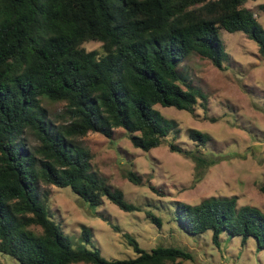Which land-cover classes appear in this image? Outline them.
<instances>
[{
    "label": "trees",
    "instance_id": "trees-1",
    "mask_svg": "<svg viewBox=\"0 0 264 264\" xmlns=\"http://www.w3.org/2000/svg\"><path fill=\"white\" fill-rule=\"evenodd\" d=\"M252 1L0 0L1 255L19 264H182L193 259L173 245L147 251L126 234L135 258L108 260L87 247L92 234L86 228L75 248L51 220L42 183L70 188L92 208L108 200L127 213L145 211L159 227L165 221L155 210L165 212L181 234L211 231L217 247L227 233L244 243L254 238L264 251L259 208L238 207L236 197H213L195 205L178 201L145 209L98 175L80 141L90 132L113 139L123 129L136 149L149 152L172 135L177 139V122L156 106L194 113L208 101L181 70L192 54L225 68L228 55L220 38L225 30L245 34L264 57V27L247 7ZM91 42L100 49L87 50ZM46 100L65 104L63 123L51 118ZM188 138L196 150L171 143V152L189 155L201 169L216 164L202 154L209 134L190 129ZM127 178L143 184L136 172ZM260 190L264 194V184Z\"/></svg>",
    "mask_w": 264,
    "mask_h": 264
},
{
    "label": "rangeland",
    "instance_id": "rangeland-1",
    "mask_svg": "<svg viewBox=\"0 0 264 264\" xmlns=\"http://www.w3.org/2000/svg\"><path fill=\"white\" fill-rule=\"evenodd\" d=\"M247 7L264 27V0L249 2ZM220 38L228 55L225 68L198 54L181 65L184 75L203 90L208 101L200 102L194 113L156 106L167 119L177 122V139L172 135L149 152L136 149L123 129L116 130L113 139L90 132L80 140L92 155L94 170L123 192L128 202L151 209V204L179 201L195 205L213 197H236L238 207L254 206L264 213L260 190L264 184V57L257 44L243 33L221 30ZM85 47L99 50L100 44L91 42ZM44 106L54 122L63 123L64 103L46 100ZM190 129L211 136L202 154L217 160L215 165L201 169L189 155L171 152V143L186 152L196 150L188 138ZM130 171L141 177L142 185L127 178ZM147 181L160 187L166 196L151 190ZM41 191L49 194L47 211L51 220L74 240V247H79L83 230L90 229L92 242L87 247L99 250L108 260L135 258L125 237L129 234L147 251L172 245L185 249L193 259L182 264H264V251L258 250L254 238L244 243L242 237L226 233L217 247L211 231L198 236L181 234L159 210L155 211L164 218L162 227L152 223L145 211L127 213L108 200L92 208L70 188L42 183ZM0 264L19 263L0 254Z\"/></svg>",
    "mask_w": 264,
    "mask_h": 264
}]
</instances>
